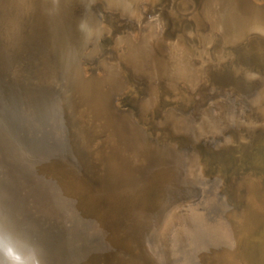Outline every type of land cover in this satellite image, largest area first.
<instances>
[{
  "label": "bare ground",
  "instance_id": "bare-ground-1",
  "mask_svg": "<svg viewBox=\"0 0 264 264\" xmlns=\"http://www.w3.org/2000/svg\"><path fill=\"white\" fill-rule=\"evenodd\" d=\"M96 1L0 0V264H264V0H99L119 31Z\"/></svg>",
  "mask_w": 264,
  "mask_h": 264
},
{
  "label": "water",
  "instance_id": "water-1",
  "mask_svg": "<svg viewBox=\"0 0 264 264\" xmlns=\"http://www.w3.org/2000/svg\"><path fill=\"white\" fill-rule=\"evenodd\" d=\"M162 3V2H161ZM93 6L95 7V8H97L98 10H101V11H104L103 9H102V4H101V1H96L94 4H93ZM80 8V7H79ZM159 8H161V7H159ZM159 8H156V9H159ZM156 9H149L148 11H146V15L148 14V13H151V12H156ZM129 27H132L133 29H136L137 28V23H135V22H133V23H131L130 22V24H129ZM178 30H176V32H177ZM172 34V36H174L176 33L175 32H172L171 33ZM107 38V39H106ZM106 39V40H105ZM110 38H109V36L107 37L106 35L104 36V37H102L101 38V44H103V45H101L102 46V53L100 54V56H97V57H94L92 60H90V61H85V62H83L84 63V66H85V70H86V72L87 73H91V71H93L95 68H97L98 69V72H100L101 70V67H98V62H99V58L100 57H104V56H107V57H109V58H112L113 56L114 57H116L117 55H116V53H115V51H114V49L112 48V46H111V42H110ZM90 46L91 45H89L88 44V46H87V48H90ZM112 54V55H107V54ZM122 68L127 72V75H128V77H132V72L127 68V67H125L124 65H122ZM183 89H185V86H183L182 87ZM160 89H161V91H160V93H159V105H158V107H156L155 108V111H154V118H152V119H154V120H158V119H160L161 118V115H162V112L168 107V106H171V105H173V101H170V99H169V97L167 98V94L168 95H170V94H172L170 91H168V89H167V87H165V86H162L161 84H160ZM187 90V89H186ZM136 91H139L140 92V95H141V92H142V94H143V92H144V88H143V86L142 87H139V86H135V90H133V92H136ZM214 94V93H213ZM128 96L129 95H126V97H125V99H124V102L127 104V106H132L133 104L130 102V101H128ZM139 97V96H138ZM140 98H141V96H140ZM210 99H207L206 101H205V103L203 102V104H206L208 101H209ZM181 105H178L177 107H180ZM198 106V104L196 105V107ZM132 107H134V106H132ZM189 109H190V107H188V108H186V109H184V111L186 112V113H188L189 112ZM192 113H193V115L194 116H196V117H198V114H196V112H194V111H191ZM170 125H171V123L170 124H165V126H164V128H166L169 132H170V130H171V128H170ZM153 128H156V125L155 124H153V121H152V129ZM228 131H231V128L228 130ZM227 132V131H226ZM177 137L179 138V143L177 144V147H178V149L179 150H181V149H183L182 147H190V146H192L191 145V142H192V137L190 136V134H188V135H185V134H180V135H177ZM173 138V137H172ZM183 138H187L188 140H189V144H185V143H183V141H182V139ZM212 138V135H210V137H209V140ZM221 137L218 135V136H215L214 137V142H216L218 139H220ZM204 141V140H203ZM203 141L201 142V143H197L196 144V146H201L202 144H203ZM213 142V143H214ZM212 143V144H213ZM25 163L27 162V161H24ZM31 162V161H30ZM29 164V163H28ZM207 170L209 171V168H207ZM230 171V169L228 170V172ZM211 172V176L208 178V181H212V178L214 177V174H213V172H214V168L210 171ZM230 173H228L227 175H226V178L225 179H229V175ZM263 182H264V171H263ZM223 190H225L224 192H226L227 193V198L229 199V201L233 204V208L236 206V205H238L239 204V201H236V199L234 198V197H232V193L231 192H229L230 190L229 189H227V187L225 186V187H223ZM228 191V192H227ZM241 191H243V189H241ZM170 199H171V202L173 203L174 202V200H175V196H174V194H172V196L170 197ZM165 208H162V210L160 211V213H159V216H158V220H157V225H160V223H163L164 222V218H165V210H164ZM131 222L130 223H128V226L124 229V231H123V233H122V235L124 236V237H128L129 235H132L135 239H137L138 240V242H140L141 240H142V238L144 237V231H145V229H144V225H143V222H144V220L142 219V217L138 214V216L136 217H134L132 220H130ZM147 225H145V227H146ZM261 230H263L264 231V225H262L261 226ZM141 248H142V246H141ZM143 249V248H142Z\"/></svg>",
  "mask_w": 264,
  "mask_h": 264
},
{
  "label": "rangeland",
  "instance_id": "rangeland-1",
  "mask_svg": "<svg viewBox=\"0 0 264 264\" xmlns=\"http://www.w3.org/2000/svg\"><path fill=\"white\" fill-rule=\"evenodd\" d=\"M101 4H102V2H101ZM149 4V3H148ZM146 5L147 4H143V6H145L146 7ZM154 5H155V3H150V7H148V10L149 9H153V7H154ZM145 7H144V9H145ZM79 8V7H78ZM80 9V8H79ZM97 9V8H96ZM102 9L104 10V11H101V10H98V13H99V16H100V20L105 24V26H108V27H110V28H113V30H115V31H119V30H121V29H123V28H127V27H129V24H130V22L131 21H128L126 18H123V17H120L119 16V13L118 12H116V11H113V10H110V9H106V8H104L103 7V4H102ZM132 23V22H131ZM107 39V38H106ZM105 39V40H106ZM256 43H258L259 44V42L258 41H253V43H252V45L253 44H255V47L257 46V44ZM248 44V42H245L244 43V45L243 46H246ZM257 49H255V51H253V54H255L256 55V57L255 56H253V55H249V54H245L247 57H249V58H251L252 60H251V63L253 64V65H259V66H261V67H264V42H262V47L261 46H258V47H256ZM256 50H258L259 52H258V55H257V52H256ZM261 53H263V54H261ZM94 58V57H93ZM92 58V59H93ZM248 58V59H249ZM91 59V60H92ZM256 59V60H255ZM253 60H255V61H257V62H252ZM87 61H90V60H87ZM85 62V61H84ZM257 67V66H256ZM1 84H0V92H1V95H4V98H5V100H4V104H6V106L7 107H9L10 109H13L14 108V104H13V100H8V101H6L7 99H8V97H9V95L10 94H12V97H13V92H15V91H17L18 90V88H16L15 86H11L10 85V83L9 82H7V81H2L1 80ZM6 83V84H5ZM4 85V86H3ZM15 94V93H14ZM179 96H180V94H178ZM14 96H17V95H14ZM125 97L126 96H124L123 98H122V100H121V102L123 103V104H126L125 102H124V99H125ZM11 106V107H10ZM57 124L56 125H58V126H60V127H62L66 132V134H67V136L69 137V139H72V135H73V132H72V129L70 128V125L68 124V122L66 121H57L56 122ZM63 123V124H62ZM55 124V123H54ZM48 129V128H47ZM45 129L44 130V134H45V136H48V135H50V130L48 129ZM231 132V131H230ZM67 140H61V141H57V140H51V139H49L48 140V142H47V145L49 146V147H51V148H57V149H61L62 147H66L67 146V142H66ZM63 149V148H62ZM247 154V153H246ZM245 167V166H244ZM227 168H231L229 165H228V167ZM230 175V174H229ZM230 177V176H229ZM223 191V190H222Z\"/></svg>",
  "mask_w": 264,
  "mask_h": 264
}]
</instances>
